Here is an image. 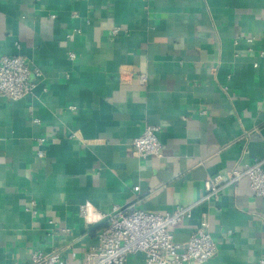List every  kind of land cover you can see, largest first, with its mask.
<instances>
[{
  "label": "crops",
  "instance_id": "crops-1",
  "mask_svg": "<svg viewBox=\"0 0 264 264\" xmlns=\"http://www.w3.org/2000/svg\"><path fill=\"white\" fill-rule=\"evenodd\" d=\"M261 52L264 0H0V58L41 72L30 96L0 98V264L33 252L84 264L100 230L85 203L193 206L176 243L206 221L217 252L205 264L264 259V200L247 178L200 201L208 178L264 161ZM144 126L160 129L159 157L133 154Z\"/></svg>",
  "mask_w": 264,
  "mask_h": 264
},
{
  "label": "built area",
  "instance_id": "built-area-1",
  "mask_svg": "<svg viewBox=\"0 0 264 264\" xmlns=\"http://www.w3.org/2000/svg\"><path fill=\"white\" fill-rule=\"evenodd\" d=\"M54 18V16H50ZM122 33L120 28L110 30V36ZM251 43V39L246 40ZM74 59L72 53L69 54ZM264 57V52L260 53ZM41 72L32 68L28 62L19 56H2L0 58V98L9 101H18L30 96L34 84L30 77H40ZM144 83V77L141 78ZM74 109V108H70ZM34 125H39L38 119H33ZM160 129L155 126H144L139 137L132 140L130 146L137 159L159 157L161 144L158 139ZM70 134L69 139H74ZM38 145L43 146L44 139H35ZM36 156L44 158V152L38 150ZM243 178L249 181L253 194L264 200V161H254L242 170H229L214 175L204 181L203 194L200 201L218 200L222 191L235 186ZM138 192V187L133 188ZM89 203L79 208V216L86 225H99L97 235L98 245L83 257L84 264H128L135 255H142L146 264H205L217 252L206 221H202L190 234L184 244L174 241L173 230L185 219L191 217V207H178L172 213H147L137 207L115 205L108 214L95 210L100 218L92 223L86 221L89 214ZM35 202H31L30 211H34ZM28 264H60V255L57 252L43 254L33 252ZM254 264H264V259H258Z\"/></svg>",
  "mask_w": 264,
  "mask_h": 264
},
{
  "label": "clouds",
  "instance_id": "clouds-1",
  "mask_svg": "<svg viewBox=\"0 0 264 264\" xmlns=\"http://www.w3.org/2000/svg\"><path fill=\"white\" fill-rule=\"evenodd\" d=\"M88 209H89V214L85 218L88 223H92L100 218L98 215L95 214V210L92 208L91 205H88Z\"/></svg>",
  "mask_w": 264,
  "mask_h": 264
}]
</instances>
